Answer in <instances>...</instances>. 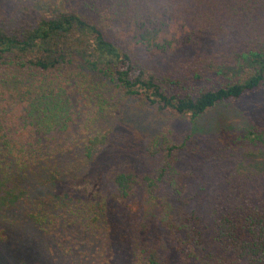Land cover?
<instances>
[{"label": "trees", "instance_id": "16d2710c", "mask_svg": "<svg viewBox=\"0 0 264 264\" xmlns=\"http://www.w3.org/2000/svg\"><path fill=\"white\" fill-rule=\"evenodd\" d=\"M40 9L0 7V89L12 85L16 101L14 139L0 122L1 198L24 201V216L65 254L109 247L111 264H264V190L216 213L204 240L179 167L201 117L264 87V0H59ZM203 32L205 48L196 44ZM193 44L195 54L182 56ZM137 51L180 59L157 75L133 60ZM132 98L191 124L182 139L170 130L147 140L138 170L104 154L106 109ZM223 136L234 145L224 150L264 147L261 126Z\"/></svg>", "mask_w": 264, "mask_h": 264}, {"label": "rangeland", "instance_id": "374dc122", "mask_svg": "<svg viewBox=\"0 0 264 264\" xmlns=\"http://www.w3.org/2000/svg\"><path fill=\"white\" fill-rule=\"evenodd\" d=\"M58 2L59 0H0V7L8 13L9 10L18 8L19 4H24L41 8L40 11L43 12L47 5ZM82 12L89 15L86 9ZM103 29L106 37L113 40L112 28L104 26ZM209 36L210 33L203 32L196 44L208 47L212 43ZM191 54H195V44L183 51L182 56L188 57ZM132 58L138 60L147 70L157 75H166L173 72L171 64L178 61L180 56L151 58L137 51ZM173 75L180 76L177 73ZM11 86L0 89V122L6 135L14 139L13 113L16 101ZM106 112L112 121L109 147L104 153L106 158L119 157L128 167L137 170L144 165L142 150L147 140L154 136H159L161 140L163 135L171 138L168 136L170 130L174 132V138L178 136L182 139L191 130L187 118L180 119L171 110L158 111L141 98L128 99L122 106L106 109ZM212 120H217L221 127L216 126L217 128L209 132L206 127L201 128ZM197 124L198 128L193 131L181 153L179 167L190 174L182 197L188 200L186 209L198 216L204 240H207L212 235V223L216 213L226 212L232 201L245 193L264 190V147L247 154L240 141L235 145V152L224 150L227 145H234L223 136L226 132L234 140L236 136H242L245 128H264V87L228 107L214 109L201 117ZM69 133L70 131L59 134L57 138H64V141ZM238 146L241 149H237ZM6 182L12 188H17L13 180ZM7 188H0V264H111L106 263L111 256L107 253L110 252L109 247H102L98 252L96 247L89 253L84 252L85 248H79L72 254H65L54 237L40 231L30 216H24V201L16 203V207L12 203V195L1 198ZM113 259H117L116 254H113ZM117 264H121V261L118 260Z\"/></svg>", "mask_w": 264, "mask_h": 264}]
</instances>
